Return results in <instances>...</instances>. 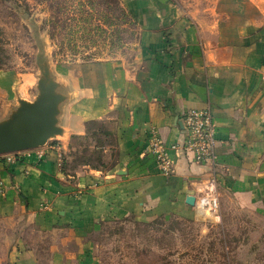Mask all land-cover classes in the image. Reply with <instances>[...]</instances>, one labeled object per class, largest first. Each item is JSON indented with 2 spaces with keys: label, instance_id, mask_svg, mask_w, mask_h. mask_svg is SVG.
Segmentation results:
<instances>
[{
  "label": "crops",
  "instance_id": "0c3cea01",
  "mask_svg": "<svg viewBox=\"0 0 264 264\" xmlns=\"http://www.w3.org/2000/svg\"><path fill=\"white\" fill-rule=\"evenodd\" d=\"M123 1L141 23L138 65L66 67L47 142L66 156L87 123L110 122L117 159L105 150L104 169L67 175L55 152L41 162L24 152L13 161L0 155V243L12 264H98L90 237L102 224L192 213L198 208L186 198L196 201L211 181L224 200L264 218V0H227L196 18L169 0ZM190 109L211 111L215 161L169 152L174 172L163 176L147 132L155 129L167 147L180 144ZM28 227L52 235L44 263L24 246Z\"/></svg>",
  "mask_w": 264,
  "mask_h": 264
},
{
  "label": "rangeland",
  "instance_id": "374dc122",
  "mask_svg": "<svg viewBox=\"0 0 264 264\" xmlns=\"http://www.w3.org/2000/svg\"><path fill=\"white\" fill-rule=\"evenodd\" d=\"M169 1L196 18L227 0ZM138 20L123 0H0V125L26 106L38 110L52 97L53 83H61L66 67L109 62L135 68ZM111 127L110 122L98 123L85 138L73 141V150L64 156L67 175L83 166L104 169L105 150L115 162ZM27 229L24 246L37 249L44 263L52 235ZM63 237L64 232L54 235ZM90 239L98 264H264V218L222 195L215 214L197 209L150 222L111 221ZM59 245L76 248L73 241ZM8 250L1 242L0 264H12Z\"/></svg>",
  "mask_w": 264,
  "mask_h": 264
},
{
  "label": "built area",
  "instance_id": "2783aa9c",
  "mask_svg": "<svg viewBox=\"0 0 264 264\" xmlns=\"http://www.w3.org/2000/svg\"><path fill=\"white\" fill-rule=\"evenodd\" d=\"M183 141L180 144H174L167 147L159 137L158 132L151 128L148 133V152L155 161L158 172L163 176H170L174 172V160L169 152L175 156H185L196 164H213L215 161V125L209 109L196 110L190 109L183 113ZM57 148V147H56ZM51 145L42 148L22 151L28 156L32 155L37 161H44L49 152H55V157L61 168L63 162V153L56 151ZM22 152H16L7 155L8 161H13L15 155ZM220 193L215 191L214 181H211L204 195L196 201L198 210L208 214H215L219 209Z\"/></svg>",
  "mask_w": 264,
  "mask_h": 264
},
{
  "label": "water",
  "instance_id": "95a60500",
  "mask_svg": "<svg viewBox=\"0 0 264 264\" xmlns=\"http://www.w3.org/2000/svg\"><path fill=\"white\" fill-rule=\"evenodd\" d=\"M60 83H53L52 97L41 103L38 110L26 106L10 118L9 123L0 125V155L22 152L47 145L54 136V114L59 101ZM183 127V125H182ZM186 204L193 207L195 198L188 196Z\"/></svg>",
  "mask_w": 264,
  "mask_h": 264
},
{
  "label": "trees",
  "instance_id": "16d2710c",
  "mask_svg": "<svg viewBox=\"0 0 264 264\" xmlns=\"http://www.w3.org/2000/svg\"><path fill=\"white\" fill-rule=\"evenodd\" d=\"M98 123H99V122H95V121L87 123V125H86L87 135H89V134L91 133L92 128H93L94 126H96ZM87 135H86V136H87ZM107 135H109V134L107 133ZM86 136H85V137H86ZM85 137H84V138H85ZM81 139H83V138L73 137V139H72V144H73V141H78V140H81ZM107 144H108L109 146H111L112 142H109V143H107ZM64 159H65V160H64ZM64 163H65V164H64ZM66 163H67V160H66V158L63 156V162H62V165H61V171H63L64 173H65V165H66Z\"/></svg>",
  "mask_w": 264,
  "mask_h": 264
}]
</instances>
